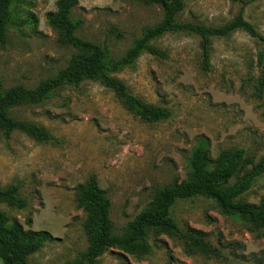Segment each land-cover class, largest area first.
I'll use <instances>...</instances> for the list:
<instances>
[{
    "label": "rangeland",
    "instance_id": "obj_1",
    "mask_svg": "<svg viewBox=\"0 0 264 264\" xmlns=\"http://www.w3.org/2000/svg\"><path fill=\"white\" fill-rule=\"evenodd\" d=\"M58 1L11 4L7 41L0 47L3 89L34 88L78 52L58 41L59 31L47 20ZM241 9L264 35V0H183L175 19L219 27ZM69 18L78 36L118 59L163 13L143 0H74ZM150 44L164 55L141 52L131 66L110 74L145 102L167 108L166 119L141 120L93 79L62 86L40 104L9 110L10 117L42 126L52 135L50 141H38L21 130L8 137L0 130V188L16 185L27 202L22 209L0 203V211L25 230L51 235L28 256L29 264H65L86 250V212L78 190L90 179L109 198L114 233L122 235L158 187L188 178L197 146L207 151L211 167L222 151L243 149L239 175L264 158V44L242 30L211 37L207 68L194 34L166 32ZM262 196L264 174L238 199L256 204ZM172 215L180 228L205 233L211 252H189L177 236L148 231L149 254L110 247L95 264H264L262 232L224 214L213 199L179 200Z\"/></svg>",
    "mask_w": 264,
    "mask_h": 264
},
{
    "label": "trees",
    "instance_id": "obj_2",
    "mask_svg": "<svg viewBox=\"0 0 264 264\" xmlns=\"http://www.w3.org/2000/svg\"><path fill=\"white\" fill-rule=\"evenodd\" d=\"M17 0H0V47L6 44V29L11 18L10 6ZM158 5L163 13L162 20L154 26L145 27L141 36L118 59H110L106 48L76 34V24L69 18L74 0H59L57 10L47 15L50 25L59 31L58 41L78 50L68 65L55 75L42 80L34 88L14 85L3 89L0 81V130L8 137L11 132L21 130L38 141H50L52 135L34 123L14 119L9 110L20 104H40L62 86H77L85 79L98 80L110 89L124 107L146 122H157L170 116V111L159 105L148 103L136 96L125 83L110 73L131 66L141 52L163 56L164 52L150 41L166 32H187L199 37V47L204 67L209 64L210 38L227 37L235 30H242L264 44V35L243 17L242 9L226 24L219 27L192 22L176 21L183 7V0H143ZM243 149L222 151L213 167L207 151L197 146L189 159L190 173L180 182L158 187L152 200L127 224L125 232L117 235L110 218L111 202L94 179L79 187L78 200L86 212V250L76 260L65 264H95L97 258L108 248L118 247L127 253L149 254L146 239L148 231L155 236L161 234L177 236L189 252L201 251L208 254L212 247L201 230L176 223L172 208L179 200L203 196L213 199L226 215L242 220L250 230H259L264 236V196L256 204L238 199L250 188L258 176L264 174V158L251 170L239 175L244 163ZM0 203L19 209L27 202L19 196L18 187L10 184L0 188ZM51 238L45 230H25L17 221L0 211V260L2 264H29L28 256L41 248Z\"/></svg>",
    "mask_w": 264,
    "mask_h": 264
}]
</instances>
